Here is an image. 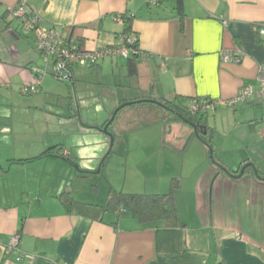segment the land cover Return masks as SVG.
Wrapping results in <instances>:
<instances>
[{
	"label": "crops",
	"instance_id": "0c3cea01",
	"mask_svg": "<svg viewBox=\"0 0 264 264\" xmlns=\"http://www.w3.org/2000/svg\"><path fill=\"white\" fill-rule=\"evenodd\" d=\"M20 1L0 0V98L5 101L0 106L12 107L0 109V179L10 175L11 167L5 169L10 161L27 164L34 173L23 175L19 196L0 194V264H26L27 255L36 258L33 264H264V104L256 94L234 108L219 105L242 87L255 86L264 61V39L256 30L264 22V0H184L181 19L174 3L166 0H157L156 5L148 0H25L42 26L82 39L84 50L121 47L127 34L137 39L141 53L131 62L108 56L91 68L73 67L65 81L56 80L48 70L31 94L21 89L31 85L33 70L43 64L34 36L24 34L10 15ZM238 52L241 63L221 61V54ZM130 66L136 67V74H130ZM71 89L74 111L68 99ZM49 97L61 105L65 100L68 109L48 114L58 120L53 130L48 127L42 133L35 128L37 118L32 128L15 127L14 108L20 107L15 100L26 98L28 108L37 111V104L46 109ZM78 97H94L98 105V116L85 126H79L74 116L78 113L82 121L81 109L88 108L86 101L81 107ZM149 97L187 98L190 106L197 100L215 105L205 115L211 133L206 144L193 129L182 127V121L167 122L163 109L150 103L122 108L109 127L117 150L141 153L132 162V181L121 192L166 194L175 184L178 226L140 224L118 211L100 218L68 213L58 199L68 190L64 182L37 198L33 183L38 160L70 177L76 174L73 164L94 171L105 151L97 128L122 104ZM88 136L100 148L70 142ZM11 147L28 148V154L15 152L10 160L6 152ZM53 147H59L63 157L40 158ZM84 147L96 152L80 158ZM151 155L159 156L160 174L146 177L142 171L150 165L145 158ZM248 164L255 173L248 166L239 176ZM15 235L17 245L6 254L4 246Z\"/></svg>",
	"mask_w": 264,
	"mask_h": 264
},
{
	"label": "rangeland",
	"instance_id": "374dc122",
	"mask_svg": "<svg viewBox=\"0 0 264 264\" xmlns=\"http://www.w3.org/2000/svg\"><path fill=\"white\" fill-rule=\"evenodd\" d=\"M47 78L49 79L51 77L48 76ZM80 96H82V94ZM70 98L73 104V111H74L76 110V105H75V97L73 90L71 91V97H68V99ZM94 99H95L94 97H78L81 107H82L81 102L85 105V101L87 102L86 106H88L87 111L84 110V108H82L84 111L81 109L82 121L79 120L78 113H75L74 115L79 126H85L84 124L85 122L86 123L88 122V119L96 118L98 116V111H99L98 105L97 103H95ZM28 104L29 101L26 98L23 100H18V99L15 100V105L20 106L14 108L16 114L15 127L22 128V130L27 128H32V122L34 118L35 121L37 118V124L34 125L35 128L37 127V129H40L42 133H45L48 127L50 128V130H53L54 126L53 127L51 126L58 124L57 123L58 120L54 117L48 116V114H60V112L68 110L66 107V101L64 100V104L62 103L61 105V102H59L55 97L48 98V104L46 109H43V105L41 103L42 106H40V104L39 105L37 104V111H34L32 109L30 110L28 108ZM0 105H5V101H2V98H0ZM1 108L11 109L12 107L11 105H9V107L0 106V109ZM180 125H183L182 127L187 126L188 129H193L190 125L184 122H180ZM193 131L194 129L192 130V132ZM98 132L100 133L99 134L100 140L102 139L105 141V145H104L105 151L101 159L98 161V163H95L94 171L91 172L83 171L78 164H75L78 167V170L74 169V167H71V170L74 171V173L76 174L70 177L69 174L64 175L60 168L51 167L47 164L45 165L44 164L45 162H43V160L37 161V183L35 182L33 183L35 184L33 189L37 190V198L42 199L46 194L53 192V190L56 191L57 188H59V185L64 182L68 186V190H66L65 192L68 193L72 198H75L76 200L82 203L87 202L97 206H103L108 198V193L110 190L121 192L124 186L125 187L129 186L130 182L132 181V178H130L131 172L133 171L132 162L137 156H139V154H141L140 151L117 150V147L114 143L112 148V153L107 156L104 165L101 167L100 173L96 174L98 165L100 161L103 159V157L106 155L110 144L109 137L97 130V133ZM182 134L185 135L184 132ZM50 138L52 137L47 136V139ZM92 138L94 137L93 136H88L87 138L74 137L72 138V140H70V142L73 143L74 145L75 143L81 144L83 142H87L86 145L98 146L97 140H93ZM97 148L100 147L98 146ZM15 152L22 155L24 153L28 154V148L23 150L22 148L14 149L11 147L6 152V158H9L11 160L14 157ZM89 152L93 153L96 152V150H94L93 147H84L80 152V156H81L80 158H86V155L88 156ZM119 155L123 157L120 158ZM127 155L128 157L126 158ZM145 160H148V163L150 165L143 167L142 173L146 177H151L152 174L158 176V174H160L159 156L151 155L150 157L149 156L146 157ZM12 163L13 162L10 161L5 168L6 171H8L11 167L10 175L8 176V178L0 179V194L4 192L11 194L13 196L14 195L19 196V193L22 192L21 180L23 178V175H27V176L32 175L34 173V170L33 169L27 170V164L18 166V165H11ZM30 181L31 180L27 179V186L32 188V184ZM131 190H137V189H131ZM133 192L135 193L136 191Z\"/></svg>",
	"mask_w": 264,
	"mask_h": 264
},
{
	"label": "built area",
	"instance_id": "2783aa9c",
	"mask_svg": "<svg viewBox=\"0 0 264 264\" xmlns=\"http://www.w3.org/2000/svg\"><path fill=\"white\" fill-rule=\"evenodd\" d=\"M150 5H156L157 0H148ZM14 21L18 23L20 30L24 34L34 36L35 50L39 54L43 67L33 70L35 78L31 85L22 87L23 94L35 93L41 85L42 78L50 70L51 76L58 81H65L71 76L70 70L73 67L91 68L96 66L105 57H122L130 59L140 56L137 39L133 35L123 36V46L118 48H102L93 51L84 50L81 42L76 38H66L62 33L54 28H47L41 25L39 18L29 11L25 6V0H21L18 5L10 11ZM257 34L264 39V22L256 27ZM137 48H136V47ZM243 56L240 52L234 54H221L222 62L241 63ZM258 94L264 104V61L258 66L255 77V86L242 87L238 93L227 101L220 102L219 105L234 108L239 104L251 101ZM208 101H201L190 107L193 113L207 115L213 110L214 104ZM18 235H15L11 243L4 246V252L10 253L17 245ZM1 245V243H0ZM36 258L31 255L25 256L26 264H33ZM20 261V259H17ZM48 264H55L49 262Z\"/></svg>",
	"mask_w": 264,
	"mask_h": 264
},
{
	"label": "trees",
	"instance_id": "16d2710c",
	"mask_svg": "<svg viewBox=\"0 0 264 264\" xmlns=\"http://www.w3.org/2000/svg\"><path fill=\"white\" fill-rule=\"evenodd\" d=\"M158 1L161 2L165 0ZM166 1L174 3V9L180 19L184 17V0ZM71 30L73 32V29ZM70 38H76L81 42L82 45V39L74 36H70ZM137 57H133L127 60L128 62H131V60H134ZM129 71L131 75L136 74V67L130 66ZM147 100L158 102L159 105L155 103L141 101V103H150L163 109L165 113V120L167 122L182 121L190 126H201L205 128V134H203L202 131H197L198 138L203 144L209 143L208 135H211V133L210 130L207 128V117L205 115L193 113L192 111H190L191 106L189 104L191 103V100L181 97H175L173 101H166L163 99H152L150 97ZM201 101L207 100H197L193 103V105ZM210 103L212 102H209L208 104ZM48 156L63 157V153L59 147H53L46 150L40 158ZM68 161L70 162V160ZM103 165L104 163L102 164V166ZM174 186L175 184L172 185L170 191L166 194H130L110 190L108 193V198L103 206L78 202L74 200L68 193H63L59 195L58 199L63 204L65 210L68 213L74 212L81 215H85L87 217L100 218L106 212L118 211L120 212V216H130L133 219L137 220L140 224L163 223V225L166 227H176L179 225V219L173 194Z\"/></svg>",
	"mask_w": 264,
	"mask_h": 264
},
{
	"label": "water",
	"instance_id": "95a60500",
	"mask_svg": "<svg viewBox=\"0 0 264 264\" xmlns=\"http://www.w3.org/2000/svg\"><path fill=\"white\" fill-rule=\"evenodd\" d=\"M142 102H150V103H155V104L159 105L158 102L150 101V100H144V101H142ZM136 103H141V101H140V102H128V103H124V104H122L121 106H119V107L113 112V114L111 115L109 121H108L107 123H105V125H104L103 127H99V128H97L98 131H100L101 133H103V134H105V135H107V136L109 137V139H110V144H109V149H108L106 155L103 157V159L100 161V163H99V165H98V169H97V171H96V174H99V173H100V170H101V166H102V164L104 163V161H105V159L107 158V156L110 155V153H112L113 144L115 143V137H114V135L109 131V127H110V125L112 124V122L114 121L115 116L117 115V113H118L122 108H124V107H126V106H129V105H132V104H136ZM191 127L194 129V132H195L196 136H198V132H197L198 130H199V131H202L203 134L206 133V132H205L206 129L203 128V127H201V126H199V127L191 126ZM208 149H209V153H210V159L213 160V157H212V149H211L210 147H208ZM71 166L74 167V169L78 170V167H77L75 164H73V165H71ZM248 166L251 167V168L254 170V167H253L252 164L245 165V166L240 170L239 176H241V175L243 174L245 168L248 167ZM221 169H222V171H224L225 173H227L223 168H221ZM81 173H82V172H81ZM254 173H255V170H254ZM227 174H228L230 177L235 178L233 175H231V174H229V173H227ZM255 175H256V174H255ZM256 177H258V176L256 175Z\"/></svg>",
	"mask_w": 264,
	"mask_h": 264
}]
</instances>
